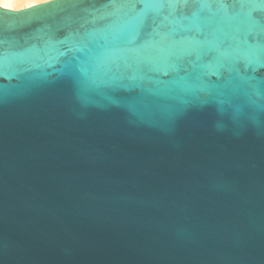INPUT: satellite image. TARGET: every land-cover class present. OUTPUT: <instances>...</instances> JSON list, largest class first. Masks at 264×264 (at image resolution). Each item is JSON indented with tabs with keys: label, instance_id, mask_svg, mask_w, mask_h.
Listing matches in <instances>:
<instances>
[{
	"label": "water",
	"instance_id": "water-1",
	"mask_svg": "<svg viewBox=\"0 0 264 264\" xmlns=\"http://www.w3.org/2000/svg\"><path fill=\"white\" fill-rule=\"evenodd\" d=\"M106 4L0 7V264H264V121L191 104L137 118L134 94L85 100L67 57L49 61L170 11ZM226 11L264 25L258 0Z\"/></svg>",
	"mask_w": 264,
	"mask_h": 264
},
{
	"label": "snow or ice",
	"instance_id": "snow-or-ice-1",
	"mask_svg": "<svg viewBox=\"0 0 264 264\" xmlns=\"http://www.w3.org/2000/svg\"><path fill=\"white\" fill-rule=\"evenodd\" d=\"M128 2L108 0L105 7ZM235 3L256 6V0H143L145 10H170L163 22L148 23L145 11L49 61L67 57L69 79L85 100L93 94L109 100L108 89L134 94L127 107L137 118L167 104L171 119L191 104L213 109L228 123L250 115L264 121V73L258 71L264 68V25L251 11L235 23L226 11Z\"/></svg>",
	"mask_w": 264,
	"mask_h": 264
},
{
	"label": "bare ground",
	"instance_id": "bare-ground-1",
	"mask_svg": "<svg viewBox=\"0 0 264 264\" xmlns=\"http://www.w3.org/2000/svg\"><path fill=\"white\" fill-rule=\"evenodd\" d=\"M50 0H0V7L9 10H19Z\"/></svg>",
	"mask_w": 264,
	"mask_h": 264
}]
</instances>
